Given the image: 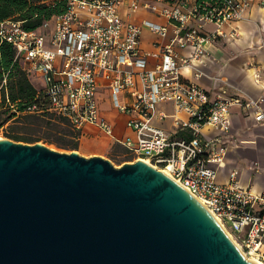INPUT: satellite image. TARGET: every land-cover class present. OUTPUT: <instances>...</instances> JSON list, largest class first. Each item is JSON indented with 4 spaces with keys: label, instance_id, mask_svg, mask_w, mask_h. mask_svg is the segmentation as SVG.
Returning a JSON list of instances; mask_svg holds the SVG:
<instances>
[{
    "label": "built area",
    "instance_id": "2783aa9c",
    "mask_svg": "<svg viewBox=\"0 0 264 264\" xmlns=\"http://www.w3.org/2000/svg\"><path fill=\"white\" fill-rule=\"evenodd\" d=\"M256 1L264 7V0H66V10L34 29L1 20L0 41L11 43L29 78L39 79L25 112L63 118L80 139L111 137L129 161L144 160L180 183L247 256L264 262V185L253 191L235 170L224 183L216 177L232 134L230 107L250 109L255 124L264 123V108L259 98L213 95L185 73L201 76L193 62L209 58L223 24L243 18ZM138 10L152 18L137 22ZM208 22L213 30L205 29ZM143 26L161 38L153 48L142 45ZM110 110L124 116L125 134L114 132Z\"/></svg>",
    "mask_w": 264,
    "mask_h": 264
},
{
    "label": "water",
    "instance_id": "95a60500",
    "mask_svg": "<svg viewBox=\"0 0 264 264\" xmlns=\"http://www.w3.org/2000/svg\"><path fill=\"white\" fill-rule=\"evenodd\" d=\"M223 228L144 160L0 138V264H257Z\"/></svg>",
    "mask_w": 264,
    "mask_h": 264
},
{
    "label": "crops",
    "instance_id": "0c3cea01",
    "mask_svg": "<svg viewBox=\"0 0 264 264\" xmlns=\"http://www.w3.org/2000/svg\"><path fill=\"white\" fill-rule=\"evenodd\" d=\"M244 15L243 18L223 24L225 34H220L210 43L209 58H206L202 63L193 62L195 69L202 73L201 76L195 77L194 69H188L185 73L188 79L197 81L213 95L259 98L260 105L264 108V7L256 1ZM214 28L213 23H205V29L213 30ZM156 39L161 40L158 36L152 40L142 38V45L145 48H153V42ZM254 72H258L259 77L255 78ZM166 107L171 112L172 107L170 105ZM230 112L232 134L224 138L227 152L223 163L217 169V181L220 183L228 181L229 173L235 170L242 185L250 186L253 191L262 190L264 185V141L259 142L258 138L260 136L264 138V123L255 124L253 112L239 104L232 105ZM108 114L107 112V116ZM166 121L160 122V124L170 125V119ZM247 122H251L253 127L260 131L252 133L251 138L244 137L240 133L244 128L242 125L247 126ZM124 131L118 133L114 130L117 136L127 132ZM207 131L210 134L221 133V131L212 128H207ZM100 133L96 132L92 136L96 137ZM236 154L239 159L251 158L249 168L251 171H255L252 175L247 170L238 167L237 164L240 160H236Z\"/></svg>",
    "mask_w": 264,
    "mask_h": 264
},
{
    "label": "trees",
    "instance_id": "16d2710c",
    "mask_svg": "<svg viewBox=\"0 0 264 264\" xmlns=\"http://www.w3.org/2000/svg\"><path fill=\"white\" fill-rule=\"evenodd\" d=\"M65 3L66 0H0V21L13 18L22 21L25 29H34L42 25L44 19L66 10L67 4ZM3 79H5V83H2ZM0 86L2 89L0 92V127L9 122L38 121L41 117L45 119V114L24 111L36 95L37 88L26 71L14 60V49L11 43L6 41H0ZM12 103H14V107H11ZM45 121L47 124L54 123L51 119H45ZM27 130H29V136L18 133L12 134V132L7 131L5 135L11 140L30 141L32 143L47 138L39 133L38 124H31ZM75 137L77 138V133ZM56 144L70 149L77 146L76 142H56Z\"/></svg>",
    "mask_w": 264,
    "mask_h": 264
},
{
    "label": "rangeland",
    "instance_id": "374dc122",
    "mask_svg": "<svg viewBox=\"0 0 264 264\" xmlns=\"http://www.w3.org/2000/svg\"><path fill=\"white\" fill-rule=\"evenodd\" d=\"M142 16L152 18L150 14L145 15V12L143 10H138V12L136 13V16H135V20H137V22H138L140 17H142ZM141 34H142V38L144 40H152V39H155V37H157L156 35L150 33L148 28L145 26H143V30H142ZM30 79L34 85L38 86V82H39L38 78L31 77ZM1 91H2V89L0 86V92ZM108 113H109L108 114L109 118L114 122L115 131H117L118 133L125 132L124 131L125 129L122 126L123 115L117 114L113 110L109 111ZM44 117L46 120L51 119V121H54V123L52 124V122H51V124H47L43 117H41V119L38 121L27 120V121H16L13 123L9 122V123H6L0 127V138L11 140L8 136L5 135L6 131L12 132V134L18 133V134H21L24 136H29L30 134H28L29 130H27V128H29V126L31 124L32 125L38 124V126L40 127L39 133L43 134L47 138H45V139L42 138L41 140H38L37 142L46 144L49 147L52 146L51 148L56 149L60 152L76 151L77 153H79L85 157L100 155L103 158L111 161V163L114 164L116 167H120L121 165H123V163L130 160V157H128L126 155L125 148L122 147L117 142H113L112 138H108L103 133H100L96 137L89 136V139L88 138H81V139L76 138L75 137L76 133L72 130L71 126L69 125V123L67 121L63 120L60 117H57L56 115H54L50 112H45ZM165 124L167 125L168 122L166 121ZM242 128L243 129H241L240 133H242V136L247 137V138H251L252 135L255 134V132L256 133L260 132V131H258L257 128L253 127L251 122H249V123L247 122V126H245V124L242 125ZM236 133H238V132H236ZM236 136H237V134H236ZM17 141L22 142V143H28V144L32 143L30 141L26 142L23 140H17ZM54 141H56L57 143H61V142L74 143V142H76L77 146H76V148H73V149L66 148L64 146L60 147V146H57L56 142H54ZM258 141L263 142L264 138L260 136L258 138ZM33 143H35V142H33ZM238 157L239 156H237V154H236V160L237 161L240 160L237 164L238 167L247 170L250 173V175H252L255 171L253 172L249 168V162L252 161L251 158L245 157V158L239 159ZM227 225H228V223H227Z\"/></svg>",
    "mask_w": 264,
    "mask_h": 264
},
{
    "label": "bare ground",
    "instance_id": "6f19581e",
    "mask_svg": "<svg viewBox=\"0 0 264 264\" xmlns=\"http://www.w3.org/2000/svg\"><path fill=\"white\" fill-rule=\"evenodd\" d=\"M52 147V146H51ZM198 200V199H197ZM199 201V200H198ZM200 202V201H199ZM201 203V202H200ZM202 204V203H201ZM203 205V204H202ZM203 207H204V205H203ZM205 208V207H204ZM205 210H207L206 208H205ZM208 213H210V215L216 220V222L219 224V225H221V223L219 222V220L214 216V214H212V212L210 211V210H208ZM222 226V228L224 227L223 225H221ZM226 228V227H225ZM224 229V228H223ZM224 231H226L227 233H228V235H229V231H228V229L226 228V229H224ZM230 235L232 236V234L230 233ZM229 235V236H230ZM238 248H240V247H238ZM240 250H241V248H240ZM241 252L243 253V255L251 262L252 260L253 261H255L257 264H264V262L263 261H261V260H257V259H255V258H253V257H251V256H247L246 254H245V252H243L242 250H241Z\"/></svg>",
    "mask_w": 264,
    "mask_h": 264
}]
</instances>
